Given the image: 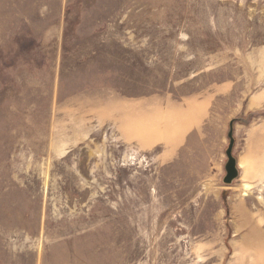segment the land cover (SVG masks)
Masks as SVG:
<instances>
[{"label": "rangeland", "instance_id": "374dc122", "mask_svg": "<svg viewBox=\"0 0 264 264\" xmlns=\"http://www.w3.org/2000/svg\"><path fill=\"white\" fill-rule=\"evenodd\" d=\"M263 238L264 0H0V264H264Z\"/></svg>", "mask_w": 264, "mask_h": 264}, {"label": "water", "instance_id": "95a60500", "mask_svg": "<svg viewBox=\"0 0 264 264\" xmlns=\"http://www.w3.org/2000/svg\"><path fill=\"white\" fill-rule=\"evenodd\" d=\"M233 123H234V119L229 121V128L227 131L229 142L225 150L227 160L224 164L225 175L222 178L223 182L226 184L231 183L235 178H237L239 174V170L237 167V160L232 153L233 145H234Z\"/></svg>", "mask_w": 264, "mask_h": 264}, {"label": "bare ground", "instance_id": "6f19581e", "mask_svg": "<svg viewBox=\"0 0 264 264\" xmlns=\"http://www.w3.org/2000/svg\"><path fill=\"white\" fill-rule=\"evenodd\" d=\"M256 234H257V237L261 236V234H260V235L258 234V231L256 232ZM252 239H254V238H252ZM263 239H264V238H263ZM257 240H259V239H257ZM257 240H256V241H257Z\"/></svg>", "mask_w": 264, "mask_h": 264}]
</instances>
